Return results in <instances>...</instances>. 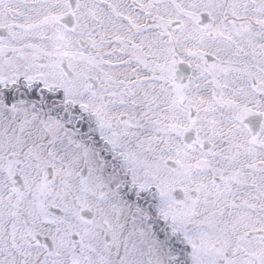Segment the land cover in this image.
Returning a JSON list of instances; mask_svg holds the SVG:
<instances>
[{"label": "snow or ice", "instance_id": "1", "mask_svg": "<svg viewBox=\"0 0 264 264\" xmlns=\"http://www.w3.org/2000/svg\"><path fill=\"white\" fill-rule=\"evenodd\" d=\"M0 264H264V0H0Z\"/></svg>", "mask_w": 264, "mask_h": 264}]
</instances>
